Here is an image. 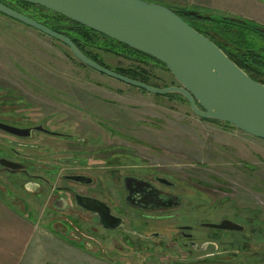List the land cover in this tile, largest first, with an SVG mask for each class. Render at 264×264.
<instances>
[{"label": "rangeland", "instance_id": "374dc122", "mask_svg": "<svg viewBox=\"0 0 264 264\" xmlns=\"http://www.w3.org/2000/svg\"><path fill=\"white\" fill-rule=\"evenodd\" d=\"M209 28L199 26L202 32L214 33ZM232 31L238 35L240 28ZM89 52L112 71L135 66L124 57ZM136 66L147 70L152 84L176 83L159 64ZM181 102L100 74L81 64L59 41L0 14V115L23 117L26 126L46 124L57 132L66 128L71 134L69 140L39 136L29 141L34 147L27 151L15 145L20 156L0 148L6 157L29 163L31 174L40 178L0 171L3 202L19 214L27 206L30 222L39 226V258L55 264H81L65 246L82 249L89 244V264L92 258H105L111 261L108 264H264V239L259 238L264 237V140L223 123L202 121ZM7 140L0 135V141ZM65 156L76 161L71 165L75 169L70 170ZM131 167L177 179L180 189L188 187L191 198L192 192L205 194L207 199L194 211L200 222L216 220L224 207L222 201L228 200L235 207L256 212L255 219L262 223L255 226L262 232L253 236V247L240 239L236 246L226 245L230 238L221 236L220 247L200 253L181 247L176 237L147 243L125 238L121 232L104 231L79 208L71 215L52 210L57 197L53 188L66 184L60 176L74 173L94 179L90 186H76L78 191L87 189L115 209L125 207L114 180L119 174L114 172ZM35 179L41 183L32 184ZM177 219L174 226L177 221V225L188 222ZM166 224L170 222L158 220L153 232L170 236ZM122 242L129 251L126 263L118 249Z\"/></svg>", "mask_w": 264, "mask_h": 264}, {"label": "water", "instance_id": "95a60500", "mask_svg": "<svg viewBox=\"0 0 264 264\" xmlns=\"http://www.w3.org/2000/svg\"><path fill=\"white\" fill-rule=\"evenodd\" d=\"M42 7L86 27L163 64L179 87L159 89L117 74L85 56L66 36L0 3V14L38 30L69 48L81 64L129 86L155 95L176 94L190 105L192 113L205 121L229 124L252 137L264 140V85L251 79L209 38L190 26L184 16L210 19L216 15L171 8L151 0H19ZM237 24L244 20L223 17ZM264 34V28L257 26ZM10 135L28 138L25 130L0 124ZM41 130V128H37ZM8 169L18 164L0 160ZM80 182L84 177H72ZM95 205L90 207L89 203ZM85 210L101 203L78 196ZM109 214L108 207H97ZM102 208V209H101ZM96 209V208H94ZM209 227L242 231L243 227L224 221Z\"/></svg>", "mask_w": 264, "mask_h": 264}, {"label": "flooded vegetation", "instance_id": "af4514ba", "mask_svg": "<svg viewBox=\"0 0 264 264\" xmlns=\"http://www.w3.org/2000/svg\"><path fill=\"white\" fill-rule=\"evenodd\" d=\"M147 63L148 64L142 65L137 62L136 64H138L139 66H146V67L152 65L155 66L158 64L157 62H153V61H149ZM161 66L165 70H167L165 66L163 65ZM138 71L149 80V75L146 74L147 70H143L142 68L139 67ZM148 82H149L148 84L147 83L145 84L159 89H165L169 87H179L177 81L176 83L170 84L169 86L166 85L164 87H160L158 85L152 84L150 83V81ZM138 90L144 91L141 89ZM176 98L179 99L180 102L182 101L181 103H185L190 107L189 103L183 97L179 96ZM9 115H0V124L25 130L26 134L28 135L30 134V137L22 138V137L13 136L0 129V135H3L6 139H8L7 143H3L2 141H0L2 142V145L0 144V148L4 150L19 155L21 154V152L18 151L15 145H17V147H21L19 150H26V151L30 150V147H34V146H32L29 141H34L39 136H44L57 140L71 139V134L70 132H68L69 129L67 130L65 128V131L57 132L51 129L50 126L46 124L26 126L23 125L25 123L23 117L16 118ZM200 120L205 121L203 119ZM210 123H214V122H210ZM217 123H221V122H217ZM223 124L230 126L229 124L226 123ZM37 128H41V130L39 131L37 130ZM234 129L237 130L236 128ZM13 139L18 140L19 143L20 141L21 142L28 141L29 143L17 144V142H14ZM2 159L18 164L19 168L12 170L3 167L0 164L1 172L8 173L10 175L21 174L25 178L35 177L40 179L38 176L31 174L33 167L29 163L19 160L15 161L9 157H6L0 150V160ZM63 160L68 164L67 166L69 167H71V165H74L76 162L68 156H65ZM63 160L61 159V161ZM73 168L75 169V167ZM73 168L71 167L70 170H72ZM114 173L119 174V176L114 177V180L117 182V190H119L121 193L119 196L120 199L123 201V206L125 207L120 206L119 210L117 208L115 209L114 206L111 205V203L103 199L100 200L94 194H89L87 192V189H85L84 192L78 191L77 188H75L76 186H82V187L90 186L94 183V179L81 174L74 173V174H63L60 176L62 180L66 182V184L64 183L59 187L53 188V190L57 193V197L51 204L52 210H54L55 212L61 211L64 213H68V215H71L72 212H76L77 209L79 208L80 210H82V212H86L90 214L92 220H94L97 227L102 228L104 231L121 232L123 233L125 238L126 237L137 238L147 243L152 242L154 238L172 239L173 237H176L181 247L191 250L199 249L200 253H204L210 247H213L214 249L220 247L221 243L224 242L223 240L221 241V236H227L228 238H230L229 241L224 242L226 243V245L236 246L238 243V239H240L242 240L240 241L242 242V244H245L248 247H253V245H250L251 240H253V236L255 234H258L259 232L264 231V224H261L263 225L262 231L259 230V227L255 226L256 223H262L258 219H255L257 215L256 212H253L252 210H248L247 208L235 207V205H232L231 203L229 204L228 200H226V202L222 201V205L224 207H222L216 220L214 221L205 220L203 222H200L199 221L200 216L197 215L198 214L197 212L194 213V211L199 206L203 205L202 202H204L207 199L206 195L205 194L198 195L192 192L191 193L193 195L192 198L189 197L190 193L187 192L189 191L188 187L182 185L180 189L179 182L177 179L170 178L165 175H158V173L153 172L152 170H148L146 172L137 171L132 167L126 171H123V173L121 171H117ZM78 176L84 177V179L81 180L80 182L72 179V177H78ZM38 179L37 180L35 179L32 184L39 185L41 183V180L39 182ZM189 181L195 182L194 180H189ZM25 182L28 183L29 181L26 180ZM28 184L31 183L29 182ZM78 196L87 199H93L98 203H101L103 206L96 205V207H94L96 209L91 208L87 211L78 204L77 202ZM89 205L90 207H93L92 205L95 204L94 202H90ZM97 207H102V208L108 207L109 214L107 215L103 214L102 211ZM177 218H181L184 221L185 219H187L188 222L186 224L177 225L178 223L177 221L176 225L174 226L173 220L174 219L178 220ZM158 220H164L165 222H170V224L165 225L166 227L165 231L167 233H172L170 236L167 234L161 235L157 232H153L152 229L154 227V223H156ZM224 221L235 223L243 227V230L228 231V230H220L209 227V225H220ZM174 229L176 231L173 234ZM148 232H150V234H148ZM197 233L198 235H196ZM259 238L264 239V237L261 236ZM121 245L122 246L120 247L119 244V248H118L120 255H122L120 259H122L121 260L122 262L126 263V261L128 260L127 254L129 253V251L126 245L123 244V242L121 243ZM261 245L264 248V242H262Z\"/></svg>", "mask_w": 264, "mask_h": 264}, {"label": "trees", "instance_id": "16d2710c", "mask_svg": "<svg viewBox=\"0 0 264 264\" xmlns=\"http://www.w3.org/2000/svg\"><path fill=\"white\" fill-rule=\"evenodd\" d=\"M151 1L161 2L171 8L187 10L166 0ZM0 3L32 18L54 32L68 37L85 56L105 68L108 67L98 58L97 55L95 56L94 54H91L89 50L104 51L114 56L124 57L127 60L135 62V66H130L128 69L118 68L113 70L117 74L148 84V78L138 71L139 67L136 66V63L138 62L143 65L148 64L147 62L149 61H153L163 65L145 54L135 51L128 46L111 40L77 23L71 22L42 7L23 3L19 0H0ZM8 3H13L16 7H13ZM201 13L204 14L205 12ZM183 19L198 32L213 41L229 57V59L251 79L264 85V34L257 29L258 25L248 21H245V24H237L231 20H224L222 16H213L210 19H199L195 16L188 15L184 16ZM201 25L209 26V29H212L214 33H210L209 30L204 32L200 31L199 26ZM233 27L240 28L238 35L233 33ZM251 33H254L258 38L252 37ZM165 96L174 98L179 97V95L176 94Z\"/></svg>", "mask_w": 264, "mask_h": 264}, {"label": "crops", "instance_id": "0c3cea01", "mask_svg": "<svg viewBox=\"0 0 264 264\" xmlns=\"http://www.w3.org/2000/svg\"><path fill=\"white\" fill-rule=\"evenodd\" d=\"M187 10L235 18L264 28V0H166ZM0 196V264H55L39 258L41 247L39 226L29 220L31 212L17 213L7 206ZM30 213V214H29ZM36 240V241H35ZM86 247L65 249L72 252L81 264H89V244ZM106 261V262H105ZM91 264H108L111 261L92 258Z\"/></svg>", "mask_w": 264, "mask_h": 264}]
</instances>
